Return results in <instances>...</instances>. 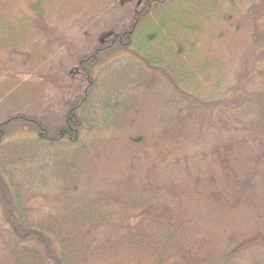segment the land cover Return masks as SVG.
Returning <instances> with one entry per match:
<instances>
[{"label":"trees","instance_id":"16d2710c","mask_svg":"<svg viewBox=\"0 0 264 264\" xmlns=\"http://www.w3.org/2000/svg\"><path fill=\"white\" fill-rule=\"evenodd\" d=\"M110 2L0 0V264H264V108L237 111L255 135L176 155L182 100L218 108L264 0H121L76 92L33 110L55 81L39 43Z\"/></svg>","mask_w":264,"mask_h":264},{"label":"rangeland","instance_id":"374dc122","mask_svg":"<svg viewBox=\"0 0 264 264\" xmlns=\"http://www.w3.org/2000/svg\"><path fill=\"white\" fill-rule=\"evenodd\" d=\"M120 2L121 0H111L110 10L101 13L99 19L96 17L92 21H79V23H74L69 27L52 29L55 31L51 35L52 38L39 43L42 49L40 52H43L47 58L48 73L53 74L50 76H53L55 81L47 86L46 93L33 110L39 113L48 112L54 108L55 103L56 105L61 102L63 104L65 97L67 98L70 92H76L79 79L73 73L76 72L75 68L79 58L100 43L103 34H106L111 28L110 23L114 26L119 22L114 18L109 20V13L112 10L119 15L122 10L120 5H123ZM121 18L119 19L121 20ZM97 20V28H91L94 21ZM53 43L59 47L51 50L49 47ZM262 71H264V32L261 33L256 49L250 55L245 54L243 56L242 63L239 64L231 81L230 90L225 99L221 101L222 103H219L218 108L212 109L209 106L194 103L191 105L182 100L181 109L176 115L177 121L179 122L180 118L185 122L191 121L193 132L191 138L176 154L177 157L193 156L198 152L210 153L218 147L230 143L231 140H238L249 134L255 135L256 131L254 130L243 131L240 128L239 120H243L238 117L237 111L241 109L240 111L246 114L250 107L252 117L249 123L255 122V119L263 116L264 99L261 96L256 97V95L251 97L248 92L251 79L256 73ZM215 116H217V120H214ZM260 135L263 136L264 134ZM104 137H108V135H104ZM176 155L172 158H176ZM3 214L4 208L0 202V220L3 218Z\"/></svg>","mask_w":264,"mask_h":264},{"label":"water","instance_id":"95a60500","mask_svg":"<svg viewBox=\"0 0 264 264\" xmlns=\"http://www.w3.org/2000/svg\"><path fill=\"white\" fill-rule=\"evenodd\" d=\"M140 2L142 1V0H139Z\"/></svg>","mask_w":264,"mask_h":264}]
</instances>
